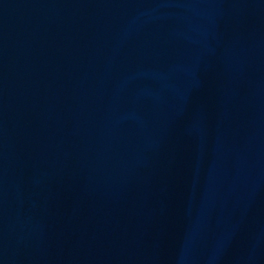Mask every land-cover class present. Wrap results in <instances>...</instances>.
Returning <instances> with one entry per match:
<instances>
[{
	"label": "water",
	"instance_id": "obj_1",
	"mask_svg": "<svg viewBox=\"0 0 264 264\" xmlns=\"http://www.w3.org/2000/svg\"><path fill=\"white\" fill-rule=\"evenodd\" d=\"M0 264H264V0H0Z\"/></svg>",
	"mask_w": 264,
	"mask_h": 264
}]
</instances>
